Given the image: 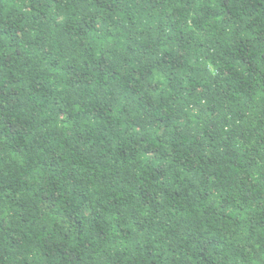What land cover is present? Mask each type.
Instances as JSON below:
<instances>
[{
	"label": "trees",
	"instance_id": "1",
	"mask_svg": "<svg viewBox=\"0 0 264 264\" xmlns=\"http://www.w3.org/2000/svg\"><path fill=\"white\" fill-rule=\"evenodd\" d=\"M0 264H264V0H0Z\"/></svg>",
	"mask_w": 264,
	"mask_h": 264
}]
</instances>
